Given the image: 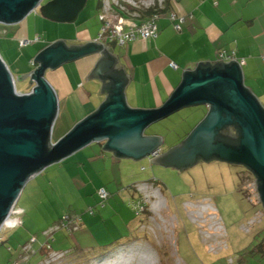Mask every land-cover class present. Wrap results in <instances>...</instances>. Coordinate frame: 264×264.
<instances>
[{"label": "rangeland", "instance_id": "rangeland-1", "mask_svg": "<svg viewBox=\"0 0 264 264\" xmlns=\"http://www.w3.org/2000/svg\"><path fill=\"white\" fill-rule=\"evenodd\" d=\"M49 1L43 0V4ZM100 1L88 0L73 24L45 19L39 10L26 20H30L32 26L37 23L39 33L42 29L46 31L40 36L46 39L42 46L56 42L62 35L72 36L74 32L69 27L84 20L96 28L98 37L105 25L101 20L103 12L98 9ZM149 1L140 0L137 5L141 8L132 7L125 12L127 15L122 13L121 16L126 22L135 23L131 14L135 10L137 14L144 13ZM109 14L117 15L116 10ZM0 31V38H8L6 31ZM66 43L71 45V42ZM109 46L116 51L121 47ZM33 47L26 50H34ZM34 69L29 66V70ZM14 76L18 92L32 90L30 76L23 81L17 80V74ZM207 113L206 105L185 107L151 124L143 135L161 138L159 152H169L187 139ZM55 122L52 140L57 143V134L53 136ZM89 146L92 147L86 155L89 160L83 172L84 186L72 181L70 185L66 176L57 182L45 183L41 191L37 188L32 192L33 179L26 184L18 201V207L25 211L20 217L23 223L3 232L0 264H23L26 255L23 246L32 238L36 239L35 254L28 264H44L46 260V264H121L119 258L132 261L131 264H139L140 258L149 264H264L261 254L256 252L264 239V231L245 234L240 230L256 209L246 199L243 189L248 182L256 180L247 168L213 159L198 160L180 171L158 164L151 157H116L96 143ZM101 189L108 193L104 207L100 201ZM90 208L95 215L90 213ZM66 216L84 219L86 241L65 228L53 233L51 238L44 235L60 225ZM217 219L226 232V239L225 233L221 236Z\"/></svg>", "mask_w": 264, "mask_h": 264}, {"label": "water", "instance_id": "water-1", "mask_svg": "<svg viewBox=\"0 0 264 264\" xmlns=\"http://www.w3.org/2000/svg\"><path fill=\"white\" fill-rule=\"evenodd\" d=\"M87 2L51 0L42 5L43 0H0V23H18L39 10L45 19L73 24ZM100 47L93 42L72 47L63 41L55 42L38 54L33 62L37 66L35 71L17 75L20 81L30 76L33 88L28 94L17 92L16 80L0 56V226L35 174L100 142H107L105 148L120 156H147L163 166L188 167L199 159L242 165L257 177L264 205V107L245 86L242 68L236 61L201 62L199 65L219 63L224 67L204 69L198 65L196 70L183 73L181 84L163 106L138 109L130 108L124 95L130 76L123 69H115L118 58L105 50L86 79L101 80V93L108 94L107 98L53 144L51 136L59 102L45 73L98 53ZM117 72L124 78L117 77ZM197 105L209 108L204 120L184 142L158 155L161 138L144 137L147 127L185 107ZM234 125L241 131L237 147L217 139L224 127Z\"/></svg>", "mask_w": 264, "mask_h": 264}, {"label": "crops", "instance_id": "crops-1", "mask_svg": "<svg viewBox=\"0 0 264 264\" xmlns=\"http://www.w3.org/2000/svg\"><path fill=\"white\" fill-rule=\"evenodd\" d=\"M115 10L117 15L124 19L122 12ZM99 11L101 13L102 10ZM173 12L185 17L179 30L170 18ZM36 24L32 26L26 18L14 24L0 23V29L6 31L8 37L0 38V56L14 78V74L24 75L35 71L37 66L32 62L40 52L55 43L42 46L46 39L40 36H44L43 32L46 31L42 29V33H39ZM136 25L137 22H126L124 19L125 30ZM157 25L159 35L155 40L138 39L121 46L118 51L109 44L107 46L108 52L118 58L115 69H123L125 74L130 76L124 88L126 102L130 108L156 109L163 106L181 84L184 72L196 70L201 62H217L221 51H235L238 58L245 60V65L242 66L244 84L264 107V0H170V9L161 13ZM71 28L74 32L72 36L62 35L56 42L63 41L69 47L97 43L99 36L97 37L96 28L90 27L87 21L74 24L69 27ZM37 37L41 38L40 42H35ZM26 39L34 42L31 44L34 45V50H26L31 45L21 47V40ZM66 41L71 42V45ZM102 53L103 51H99L87 55L66 63L71 66L64 64L45 73V78L55 90L59 102V116L53 135L57 134L58 140L78 122L95 112L107 98L108 94L101 93V80L86 79ZM171 64H175L176 68ZM29 66H34L35 69L29 70ZM51 142L55 144L52 136ZM96 144L116 157H125L105 148L107 142ZM91 147L87 146L43 169L44 172L34 177L31 182L34 188L32 192L37 188L41 191L45 183L57 182L65 176L70 185L72 181L84 186L83 172L89 160L86 155ZM84 222L81 217V229L76 233L86 241L88 233L83 228ZM256 229V233L263 232L264 226Z\"/></svg>", "mask_w": 264, "mask_h": 264}, {"label": "built area", "instance_id": "built-area-1", "mask_svg": "<svg viewBox=\"0 0 264 264\" xmlns=\"http://www.w3.org/2000/svg\"><path fill=\"white\" fill-rule=\"evenodd\" d=\"M102 1L104 5L102 7L103 14H101V20L105 22V25L103 27L102 34L99 35V38L96 40V42L103 46V50H102L103 52L105 50L108 51L107 48L108 44L110 45L116 43L119 46H124L138 39L155 40L158 37L159 33H158L157 21L159 19V15L156 13L155 14L153 13L147 19L140 22L136 26L131 27L128 30L124 29L123 18L119 17L118 15L113 16L112 14H109V11L115 10V8H118L122 12H127V9L132 7L141 8L142 6L140 7L137 5V3L140 2V0H117V2H113V1L111 2L110 0H102ZM164 7H165V0H150L148 4H146L147 10L149 9L162 10L164 9ZM104 12L106 13V15L104 14ZM130 17L133 19H139L141 17V14H137L135 10V13L131 14ZM170 18L175 23V28L178 30L181 28V24H183L185 21V17H180L174 12L171 13ZM40 40L41 38L37 37L35 39V42H40ZM32 43L34 42L26 39V40H21L20 45L22 48H24L30 46ZM218 61H223L225 63L231 61L235 63L236 61L241 68L242 66L245 65V60L243 58H238L235 51H231L229 53L226 51L219 52L217 62ZM171 66L173 68H176L175 64H171ZM38 174H35L33 178L36 177ZM99 193H100V198L102 200L101 203L102 205H104V202L108 199V193L104 189H101ZM245 195L249 203L253 205L256 209L254 211V214L251 217L247 218V220L240 226V230L245 234H250L255 227L262 225V223L264 222V205L262 202L261 194L259 192L258 180L248 182V184L245 187ZM90 212L91 214H93V209H90ZM22 215H23V210L18 207V202H17L12 206L9 214L1 223L0 240H3L2 237L3 232L16 229L22 224V219H20ZM73 223L74 220L71 219V217L66 216L63 218L60 225L52 227L48 231L44 232V235H46L48 238H51L53 233L63 228L69 231L71 230V225ZM217 223L220 225V230L222 231L221 236L225 233L224 238L226 239V232L223 231L219 219H217ZM73 228L74 230H76L77 226H74ZM35 242L36 239L32 238L28 244L23 246V250L26 253V255L22 259L23 264H28L31 256L35 254L33 248V244ZM47 247L48 249L51 248L50 246ZM226 247L227 244H225V248ZM220 249L221 250L223 249V244L220 245ZM46 261L44 264H46Z\"/></svg>", "mask_w": 264, "mask_h": 264}, {"label": "trees", "instance_id": "trees-1", "mask_svg": "<svg viewBox=\"0 0 264 264\" xmlns=\"http://www.w3.org/2000/svg\"><path fill=\"white\" fill-rule=\"evenodd\" d=\"M102 1L99 2V5H98V8L102 10ZM118 9V8H116ZM130 9V8H129ZM170 9V0H165V7L164 9L162 10H154V9H149V10H146L144 13H140L141 14V17L139 19H134L136 20L137 24H139L140 22L144 21L145 19H147L149 16H151L153 13L155 14H158L159 17L161 16V13ZM119 10V9H118ZM120 11V10H119ZM122 12V11H120ZM119 13V12H118ZM124 13L125 15H127V13L125 12H122ZM121 13V14H122ZM159 20V19H158ZM173 22V21H172ZM174 26H175V23L173 22ZM182 25V24H181ZM158 26V25H157ZM208 67H212V68H223L224 65L222 64H219V63H216V64H201L199 65V68H208ZM117 77L119 78H124L122 73L121 72H117L115 74ZM46 138L48 139V132H47V135H46ZM219 141L223 142L224 144L228 145V146H231V147H237L239 145V142H240V139H241V131L239 129V127L237 126H226L225 128H223L220 133H219V137L217 138ZM246 168V167H245ZM248 169V168H247ZM251 174L256 178L257 180V177L255 176V174L250 170L248 169ZM259 184V182H258ZM247 185V184H246ZM246 185L243 187L244 191H245V187ZM100 201L102 202V200L100 199ZM140 204L143 205L142 208H145L146 206H144V204L141 202L140 200ZM102 205V203H101ZM103 207L105 206V202H104V205H102ZM99 208V207H98ZM90 209H93V208H90ZM91 213V212H90ZM141 213L143 214H147L146 211H142ZM93 214L95 215V212H94V209H93ZM146 218L148 219V217L146 216ZM71 219L74 220V223L71 225V230H69L68 232L71 233V232H78L80 229H81V217L79 218H76V217H72ZM74 226H77V229L74 230ZM261 226V225H260ZM258 226V227H260ZM262 227V226H261ZM256 228V227H255ZM253 232H256L257 229L254 231L252 230ZM251 234V233H250ZM112 250V249H111ZM110 251V250H109ZM105 252H108V251H105ZM103 252V253H105ZM256 252L261 254V257L264 259V239L262 240V242L259 244V246L256 248Z\"/></svg>", "mask_w": 264, "mask_h": 264}, {"label": "flooded vegetation", "instance_id": "flooded-vegetation-1", "mask_svg": "<svg viewBox=\"0 0 264 264\" xmlns=\"http://www.w3.org/2000/svg\"><path fill=\"white\" fill-rule=\"evenodd\" d=\"M42 5H43V3H42ZM99 46H101L100 48H101V50L100 51H102L103 50V46L101 45V44H99ZM73 48H80V47H73ZM104 53V52H103ZM225 128V127H224ZM157 154L158 155H163V154H165V152L164 151H162L161 153L159 152V150H158V152H157ZM199 160H201V159H199ZM193 166V165H192ZM166 167H168V168H172V169H175V170H180V171H184V170H186V169H188L189 167H191V166H188V167H181V168H178V167H176V166H171V165H166Z\"/></svg>", "mask_w": 264, "mask_h": 264}, {"label": "bare ground", "instance_id": "bare-ground-1", "mask_svg": "<svg viewBox=\"0 0 264 264\" xmlns=\"http://www.w3.org/2000/svg\"><path fill=\"white\" fill-rule=\"evenodd\" d=\"M140 263L139 264H149L147 260H145L144 258H140ZM132 261H127L124 259L119 258V263L121 264H131Z\"/></svg>", "mask_w": 264, "mask_h": 264}]
</instances>
